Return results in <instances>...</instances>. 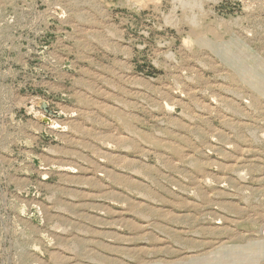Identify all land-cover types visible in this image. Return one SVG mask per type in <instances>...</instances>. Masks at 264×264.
I'll use <instances>...</instances> for the list:
<instances>
[{
	"label": "rangeland",
	"instance_id": "1",
	"mask_svg": "<svg viewBox=\"0 0 264 264\" xmlns=\"http://www.w3.org/2000/svg\"><path fill=\"white\" fill-rule=\"evenodd\" d=\"M0 264H264V0H0Z\"/></svg>",
	"mask_w": 264,
	"mask_h": 264
}]
</instances>
